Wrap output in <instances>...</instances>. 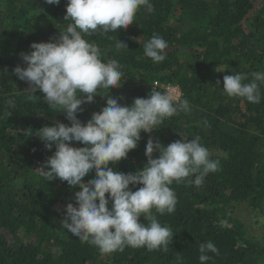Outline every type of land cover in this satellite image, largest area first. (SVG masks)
I'll return each mask as SVG.
<instances>
[{"label":"trees","instance_id":"1","mask_svg":"<svg viewBox=\"0 0 264 264\" xmlns=\"http://www.w3.org/2000/svg\"><path fill=\"white\" fill-rule=\"evenodd\" d=\"M67 3L0 0V264H200L199 245L208 241L219 249L218 255L209 253L208 264H264V236L249 228L253 216L264 222V86L259 104L228 97L223 89L225 75L249 74L248 83L251 73L264 71V0H151L154 11L141 7L127 29L85 36L99 47L102 60L122 66L121 86L104 95L130 106L135 98H147L152 87L175 86L191 109L142 132L137 148L111 167L123 173L142 169L150 137L167 146L198 136L219 161L202 186L171 185L178 201L174 213L153 210L174 234L166 252L126 247L110 254L62 227L65 206L75 204L80 189L40 175L38 168L55 147L46 149L35 133L70 121L50 108L42 92L29 99V84L13 71L25 66L20 53L32 51L33 42H49L66 29ZM153 34L168 42L161 63L144 55ZM118 40L127 46L117 50ZM106 99L97 95L84 103L78 118L87 123ZM94 178L91 173L85 182ZM140 222L148 223L143 216Z\"/></svg>","mask_w":264,"mask_h":264},{"label":"clouds","instance_id":"2","mask_svg":"<svg viewBox=\"0 0 264 264\" xmlns=\"http://www.w3.org/2000/svg\"><path fill=\"white\" fill-rule=\"evenodd\" d=\"M60 2L46 0L49 5ZM141 7L154 11L151 0H68L66 29L49 42H33L32 51L20 53L25 66L13 69L29 84V99L42 92L50 108L64 113L70 121V126L56 121L36 131L46 149L55 147L54 154L38 170L42 176L66 181L73 189L79 187L74 193L75 204L65 206L62 227L81 242L97 247L101 254L126 247L166 252L174 234L159 222L153 210L160 215L174 213L178 201L171 185L187 182L200 187L205 177L219 168V161L211 159L198 136L167 146L150 137L145 151L147 164L135 173L110 166L137 148L142 132L151 133L166 118L191 111L189 101L181 98V90L175 86L180 97L170 88L152 87L147 98H135L130 106L122 105V98L103 94V90L110 89L111 93L121 86L122 66L114 59L102 60L99 47L85 36L127 29ZM124 46L117 41V50ZM167 48L168 42L158 34L143 45L144 55L154 63L165 60ZM251 77L246 83L249 74L225 75L226 95L259 104L264 71L253 72ZM97 95L107 98L106 106L94 112L87 123L82 122L78 118L84 110L81 106L94 102ZM27 131L32 134L31 129ZM72 142L84 146L74 147ZM91 173L95 178L85 182ZM136 185L142 187L133 191L130 186ZM142 216L147 224L140 222ZM199 253L200 264H208L212 259L209 253L218 255L219 249L208 241L199 245Z\"/></svg>","mask_w":264,"mask_h":264},{"label":"rangeland","instance_id":"3","mask_svg":"<svg viewBox=\"0 0 264 264\" xmlns=\"http://www.w3.org/2000/svg\"><path fill=\"white\" fill-rule=\"evenodd\" d=\"M168 88V86L166 87V89ZM180 92L175 93L176 95H179ZM181 96V95H180ZM244 218H249L248 215H244ZM258 217L253 216L252 219L249 220V228L251 229V231L254 234H258L259 237L261 238L262 236H264V222H259L260 220H258ZM264 220V219H263ZM260 223V224H259Z\"/></svg>","mask_w":264,"mask_h":264},{"label":"built area","instance_id":"4","mask_svg":"<svg viewBox=\"0 0 264 264\" xmlns=\"http://www.w3.org/2000/svg\"><path fill=\"white\" fill-rule=\"evenodd\" d=\"M168 88H170V89L174 90V92H175V93H178V92H179V91H178V90H177L175 87L168 86ZM168 88H167V89H168ZM180 95H181V94L179 93V95H178V96L180 97Z\"/></svg>","mask_w":264,"mask_h":264}]
</instances>
